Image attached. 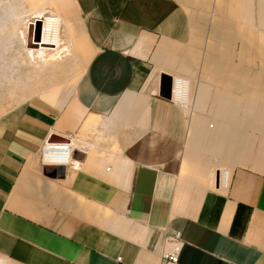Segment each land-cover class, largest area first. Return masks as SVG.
Segmentation results:
<instances>
[{
	"label": "crops",
	"instance_id": "1",
	"mask_svg": "<svg viewBox=\"0 0 264 264\" xmlns=\"http://www.w3.org/2000/svg\"><path fill=\"white\" fill-rule=\"evenodd\" d=\"M73 1L62 3L74 17L61 18L71 36L79 23L88 50L72 93H35L0 109V264H264V172L243 156L231 163L220 144L210 157L191 139L185 107L203 109L218 82L225 91L214 110L197 114L192 134L209 131V115L211 131L227 137L240 111H256L264 130L260 93L246 99L241 83L233 98L222 73L197 81L180 58L188 42L195 61L200 33L194 18L182 28L183 11L204 0ZM226 42H209L202 73L221 65ZM159 64L176 69L172 88L189 83L186 105L162 95L170 73ZM54 136L73 141V163L41 164ZM174 232L183 242L177 263L165 258Z\"/></svg>",
	"mask_w": 264,
	"mask_h": 264
},
{
	"label": "rangeland",
	"instance_id": "2",
	"mask_svg": "<svg viewBox=\"0 0 264 264\" xmlns=\"http://www.w3.org/2000/svg\"><path fill=\"white\" fill-rule=\"evenodd\" d=\"M63 1L68 2V0H11L0 3V109L21 103L35 93L59 97L62 93L63 95L72 93V88L86 65L85 55L88 47L79 23L74 22L77 27L74 26L75 32L72 36L71 32L66 30L67 24L61 17L74 15L72 7L63 4ZM76 1L78 2L74 0L73 3L77 4ZM204 2L201 8L191 6L183 11L182 16L190 17V21L182 20V28H187L188 24L192 26L194 18L198 25L197 31L200 33L197 38L198 51L195 54V61L192 62V54L189 52L192 46L189 47L188 42L182 43L180 58L192 66L194 72L190 76L197 81H202L203 77L213 80L222 73L225 83L228 81L226 77L229 79L228 92L230 95L234 94L233 98H240L239 94H243L245 90L246 93H251L245 96L246 99H252L254 91L260 93L261 98L258 100V96L256 97L255 106L260 104L264 110V0H204ZM47 18L62 21V43L59 46L41 45ZM223 31H227L228 36H225ZM225 40L227 42L220 48L222 52H218L221 65H206L212 66V69L204 70L202 73L203 62L201 63L200 58L210 53L209 42L213 44ZM24 54L29 58V65H22L19 62L24 61ZM227 63L228 65H225ZM159 65L172 74L169 75L173 80L177 73L176 69L168 64ZM241 83L245 84V90L240 86ZM223 84L218 82L214 86L211 96L213 99L209 100L203 109L185 107L190 120L191 139L194 142L203 140L210 157L217 156L220 144L223 157L231 153V163H242L244 157L245 165L264 172V130H260L256 123L258 120L256 111L252 117L248 111L237 112L230 125L233 133L228 130L227 137L226 134L220 136L211 131L214 128L212 125L216 127V123L209 115L202 116L207 119L209 131L196 135L193 131L192 134V124L199 126L198 118L201 116L197 114L210 113L215 109L220 94L225 91ZM167 87L168 82L165 80L164 90ZM202 88L201 86L200 89ZM253 105L251 101L246 102L248 108ZM252 120L253 124H250ZM232 136L233 140L229 141ZM226 145H231L232 148L228 149Z\"/></svg>",
	"mask_w": 264,
	"mask_h": 264
},
{
	"label": "built area",
	"instance_id": "3",
	"mask_svg": "<svg viewBox=\"0 0 264 264\" xmlns=\"http://www.w3.org/2000/svg\"><path fill=\"white\" fill-rule=\"evenodd\" d=\"M172 99H174L173 88ZM177 102L183 105L181 102ZM74 155L75 147L73 145V141L70 139L53 142L48 141L41 149L40 162L43 166L67 165L74 162ZM170 241L172 246L171 249L166 252L165 258L177 263L180 260V254L183 249L180 232H174L170 237Z\"/></svg>",
	"mask_w": 264,
	"mask_h": 264
},
{
	"label": "bare ground",
	"instance_id": "4",
	"mask_svg": "<svg viewBox=\"0 0 264 264\" xmlns=\"http://www.w3.org/2000/svg\"><path fill=\"white\" fill-rule=\"evenodd\" d=\"M2 2H11V0H0ZM41 41V40H40ZM62 43V21L60 19L47 18L44 23V31L41 45L44 46H59ZM23 54V53H22ZM24 61H19L22 65H29V58L26 54L23 55ZM189 83L183 79L174 80L173 98L181 102L183 105L188 103ZM75 147V146H74ZM229 171L223 169L220 172L221 185H227ZM1 263V262H0ZM3 264V263H2Z\"/></svg>",
	"mask_w": 264,
	"mask_h": 264
},
{
	"label": "water",
	"instance_id": "5",
	"mask_svg": "<svg viewBox=\"0 0 264 264\" xmlns=\"http://www.w3.org/2000/svg\"><path fill=\"white\" fill-rule=\"evenodd\" d=\"M165 80H167V82H168V87L165 90H162L161 93L163 96L170 99V98H172V82H173V80H172L171 76L164 74L161 76V82L164 83ZM63 140H67V139L66 138H56V136H54V137H51L49 141L53 142V141H63ZM52 169H53V167H46L45 172L49 173L50 170H52Z\"/></svg>",
	"mask_w": 264,
	"mask_h": 264
}]
</instances>
